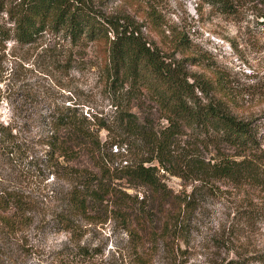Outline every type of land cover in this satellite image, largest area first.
<instances>
[{"label":"rangeland","instance_id":"obj_1","mask_svg":"<svg viewBox=\"0 0 264 264\" xmlns=\"http://www.w3.org/2000/svg\"><path fill=\"white\" fill-rule=\"evenodd\" d=\"M88 1L96 11L139 30L191 76L211 80L215 88L209 97L240 118H254L264 135V0H231L234 12L207 0ZM6 21L0 12V23L12 31ZM10 34L0 36V122L13 130L25 159L0 148V194L24 195L32 209L26 213L30 223L14 231L0 225V264H138L128 257V236L113 220L75 219L72 230L61 229L57 220L70 188L66 167H88L101 175L99 167L106 161L77 147L79 156H59L55 165L44 154L55 131L54 112L67 106L75 107L85 132L101 140L127 136L121 116L134 122L132 128L159 135L167 121L155 93L140 79L113 78L102 43L84 36L72 41L51 27L27 44ZM57 133L73 136L72 128ZM130 134L123 156L109 158V166L129 162V147L133 160L139 151L149 153L144 136L133 129ZM200 138L197 131L183 128L172 147L187 150L193 144L212 161L219 152L234 154L228 145L198 143ZM261 144L264 148V136ZM158 173L175 192H193L198 205L188 245L180 243L187 252L174 259L160 249L147 264H226L239 255H264V184L200 182L161 168ZM114 182L129 193L143 192L125 180Z\"/></svg>","mask_w":264,"mask_h":264},{"label":"trees","instance_id":"obj_2","mask_svg":"<svg viewBox=\"0 0 264 264\" xmlns=\"http://www.w3.org/2000/svg\"><path fill=\"white\" fill-rule=\"evenodd\" d=\"M207 2L219 4L227 12L235 11L231 0ZM0 12H5L6 22L12 23V31L4 22L0 23V36L9 38L12 33L22 44L34 41L51 27L58 28L72 41L84 36L106 45L113 78L142 80L155 93L164 110L167 125L159 135L147 134L133 126L134 129V122L121 116L122 129L128 134L117 139L109 137V140L85 132L75 107L67 106L54 112L55 131L47 141L50 151L44 154L51 163L58 164L59 156L67 160L76 157V147L79 152L85 149L91 154L97 153L106 161L99 167L101 175L88 167H66L70 188L66 207L57 214L61 229L72 230L75 219L98 222L110 219L128 236L131 247L128 257L136 263L151 262L160 249L165 256L175 259L187 252L180 248V243L188 245L198 203L193 192H186L185 188L175 192L162 181L158 173L160 168L183 179L200 182L227 180L235 185L264 184V148L261 146L264 135L259 122L254 118H240L221 101L210 98L208 93L215 88L211 80L191 76L175 65L171 56L157 45H151L139 30H132L127 23L121 24L118 19L96 11L88 0H0ZM102 127L110 130L106 124ZM62 128H72L73 136L58 134L57 130ZM183 128L201 134L198 143L205 139L206 144L212 143L215 147L228 145L234 149V154L219 152L220 156L212 161L202 158L199 148L193 144L187 150H175L172 147L175 137ZM132 129L144 136L142 140L149 153L139 151L138 158L133 160L129 147L126 151L129 162L125 160L124 164L109 166L112 160L109 158L123 156V145L127 148ZM113 145L116 150L112 152ZM0 148L7 156L15 154L17 159H25L13 130L2 122ZM132 155L135 157L136 153ZM117 179L125 180L134 189L142 187L143 192L123 190L114 182ZM31 209L26 196L12 191L1 193L0 225L14 231L30 223L31 218L26 213ZM100 211L103 217L99 216ZM252 261L264 264V255H239L226 264H250Z\"/></svg>","mask_w":264,"mask_h":264}]
</instances>
